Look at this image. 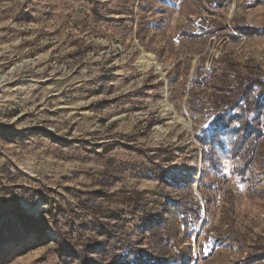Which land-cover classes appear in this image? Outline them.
Masks as SVG:
<instances>
[{"label":"rangeland","instance_id":"obj_1","mask_svg":"<svg viewBox=\"0 0 264 264\" xmlns=\"http://www.w3.org/2000/svg\"><path fill=\"white\" fill-rule=\"evenodd\" d=\"M251 73L264 0H0V264H264V141L204 127Z\"/></svg>","mask_w":264,"mask_h":264},{"label":"trees","instance_id":"obj_2","mask_svg":"<svg viewBox=\"0 0 264 264\" xmlns=\"http://www.w3.org/2000/svg\"><path fill=\"white\" fill-rule=\"evenodd\" d=\"M263 91L264 77L251 73L242 77H229L224 85L217 87L211 94V105L221 114L215 117L216 132L213 137L230 140L234 157L241 161L253 158L264 141ZM234 110L238 112L226 115L228 111ZM217 141L219 150L227 146L226 140ZM241 174H245V170ZM262 249V254H257L255 259L264 258Z\"/></svg>","mask_w":264,"mask_h":264},{"label":"snow or ice","instance_id":"obj_3","mask_svg":"<svg viewBox=\"0 0 264 264\" xmlns=\"http://www.w3.org/2000/svg\"><path fill=\"white\" fill-rule=\"evenodd\" d=\"M204 127H205L207 133L210 136L214 135L215 132H216V128H215V118L212 121H210L209 123H207L206 125H204Z\"/></svg>","mask_w":264,"mask_h":264},{"label":"built area","instance_id":"obj_4","mask_svg":"<svg viewBox=\"0 0 264 264\" xmlns=\"http://www.w3.org/2000/svg\"><path fill=\"white\" fill-rule=\"evenodd\" d=\"M227 183V179L224 180Z\"/></svg>","mask_w":264,"mask_h":264}]
</instances>
